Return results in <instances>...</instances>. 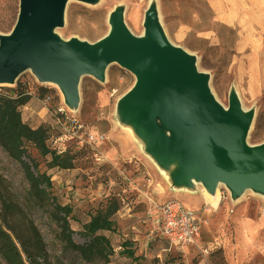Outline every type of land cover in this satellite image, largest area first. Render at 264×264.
<instances>
[{"label":"rangeland","instance_id":"obj_1","mask_svg":"<svg viewBox=\"0 0 264 264\" xmlns=\"http://www.w3.org/2000/svg\"><path fill=\"white\" fill-rule=\"evenodd\" d=\"M151 3L158 8L160 22L169 40L197 57L199 70L210 75L216 98L228 106L232 89L238 93L245 110L255 118L248 143L264 142V19L247 31L243 19L232 24L220 20L224 8L214 0H100L96 5L71 0L66 9L61 37H77L96 42L110 29L109 15L124 7V20L133 34L144 32V16ZM19 0H0V35L13 29ZM252 40V41H251ZM257 68L256 75L249 73ZM135 76L117 63L109 65L104 82L84 76L80 84V106L70 110L60 90L41 84L34 75L23 73L13 86L0 85V93L23 92L30 101L21 106L24 122L33 128L47 125L49 144L73 161V168L50 167L52 157H42L30 148L38 169L50 176L51 198L72 208L70 225L73 242L84 244L83 226L97 210L115 199L120 209L115 214L116 229L102 231L114 253L111 264H264V196L246 191L233 199L224 185L219 187V206L209 204L201 185L193 189L173 187L170 170H162L146 153L130 128L118 118L117 103L134 84ZM76 119L84 129L72 135L56 115ZM63 116V115H62ZM59 117V118H58ZM0 180L5 195L19 206L13 220L23 229L32 221L40 231L50 264H103L86 261L62 237L51 201L40 202L29 196V183L20 164L0 147ZM180 200L200 217V248H179L165 240L156 224L157 208L168 199ZM4 210L0 201V214ZM29 229V228H28ZM131 242L137 260L121 252ZM0 264H6L0 259Z\"/></svg>","mask_w":264,"mask_h":264},{"label":"water","instance_id":"obj_2","mask_svg":"<svg viewBox=\"0 0 264 264\" xmlns=\"http://www.w3.org/2000/svg\"><path fill=\"white\" fill-rule=\"evenodd\" d=\"M71 0H19L13 29L0 35V85L13 86L30 71L41 84L55 85L72 111L80 106L84 76L104 82L109 65L119 64L135 76L118 100V118L142 142L173 187L201 185L215 194L221 185L235 200L246 191L264 196V142L248 135L255 118L235 89L228 106L212 92L210 75L197 57L173 44L151 3L144 32L135 35L124 20V7L109 15V32L96 42L64 39ZM96 5L100 0H75Z\"/></svg>","mask_w":264,"mask_h":264},{"label":"trees","instance_id":"obj_3","mask_svg":"<svg viewBox=\"0 0 264 264\" xmlns=\"http://www.w3.org/2000/svg\"><path fill=\"white\" fill-rule=\"evenodd\" d=\"M15 93L14 90L10 93H0V147L20 164L29 183V196L42 203L45 201L50 203L52 200V209L61 227L63 240L84 260L99 259L103 261V264H111L110 256L114 253V249L110 239L100 232L116 229L114 216L120 209L119 203L115 199H109L91 216L80 231V235L86 239V242L82 245L73 242L75 230L70 225L72 208L69 205L59 204L51 198V178L39 171L38 162L32 156L30 148L35 149L39 156L50 155L51 168L70 169L73 168V161L52 149L49 144L51 137L49 126L40 125L33 128L23 121L20 108L30 101V96L23 95V92ZM1 185L0 180V201L4 210L3 214H0V259L6 264H50L40 231L32 221L28 223L26 231L20 220H13L19 206L5 195ZM122 247L123 255L137 260L130 241H125Z\"/></svg>","mask_w":264,"mask_h":264},{"label":"built area","instance_id":"obj_4","mask_svg":"<svg viewBox=\"0 0 264 264\" xmlns=\"http://www.w3.org/2000/svg\"><path fill=\"white\" fill-rule=\"evenodd\" d=\"M64 113V108H58L56 115L62 117L61 125L72 135L80 133L84 129L83 125L76 119L64 116ZM156 224L162 237L170 244L182 249L200 248L202 234L200 217L180 200L172 198L159 205Z\"/></svg>","mask_w":264,"mask_h":264},{"label":"crops","instance_id":"obj_5","mask_svg":"<svg viewBox=\"0 0 264 264\" xmlns=\"http://www.w3.org/2000/svg\"><path fill=\"white\" fill-rule=\"evenodd\" d=\"M214 4H219L224 8L220 15L222 22L232 24L237 18L243 19L248 32L257 25L254 22L250 23V19H264V0H214ZM260 25L264 26V21ZM249 73L256 75L257 68L252 67Z\"/></svg>","mask_w":264,"mask_h":264},{"label":"bare ground","instance_id":"obj_6","mask_svg":"<svg viewBox=\"0 0 264 264\" xmlns=\"http://www.w3.org/2000/svg\"><path fill=\"white\" fill-rule=\"evenodd\" d=\"M142 34V32L140 33ZM139 34V35H140ZM222 103V102H221ZM224 106H227L226 104L222 103ZM201 189V194L204 197V199L211 204L214 207H218L219 206V201H220V191L219 189L216 191L215 194H210L208 193L202 186H200Z\"/></svg>","mask_w":264,"mask_h":264}]
</instances>
